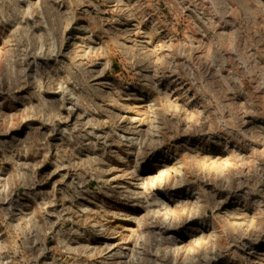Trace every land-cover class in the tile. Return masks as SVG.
I'll list each match as a JSON object with an SVG mask.
<instances>
[{"label":"rangeland","instance_id":"1","mask_svg":"<svg viewBox=\"0 0 264 264\" xmlns=\"http://www.w3.org/2000/svg\"><path fill=\"white\" fill-rule=\"evenodd\" d=\"M0 264H264V0H0Z\"/></svg>","mask_w":264,"mask_h":264}]
</instances>
